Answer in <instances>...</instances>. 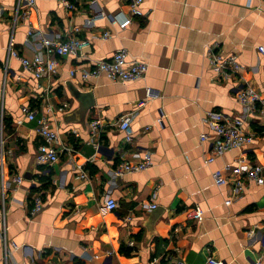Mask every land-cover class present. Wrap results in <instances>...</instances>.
<instances>
[{"label":"crops","instance_id":"0c3cea01","mask_svg":"<svg viewBox=\"0 0 264 264\" xmlns=\"http://www.w3.org/2000/svg\"><path fill=\"white\" fill-rule=\"evenodd\" d=\"M71 1L75 9L62 0H37L27 22L14 23L19 0H0V228L25 245L15 251L17 260L208 264L212 256L222 264H264V184L236 196L231 184L218 185L213 176L239 162L264 165V114L248 113L237 98L247 84L264 92V0H144L145 14L126 28L110 18L130 16V0ZM43 35L90 44L82 55L62 56L55 77L37 78L9 48L33 58L44 52ZM212 43L222 55L238 56L239 74L224 78L214 71L207 56ZM124 48L148 62L144 78L83 81L70 74ZM26 106L48 116L73 150L39 164L42 138ZM211 111L243 117L255 140L206 163L215 140ZM125 114H132L131 142L118 126ZM97 118L104 127L93 136L89 125ZM147 150L154 159L148 170L114 174L123 156L137 160ZM17 175L24 177L18 187ZM38 193L44 207L33 213ZM110 197L118 202L113 210L106 207ZM152 202L158 206L149 209ZM196 206L204 217L188 219L185 212ZM2 257L0 237V264H6Z\"/></svg>","mask_w":264,"mask_h":264},{"label":"built area","instance_id":"2783aa9c","mask_svg":"<svg viewBox=\"0 0 264 264\" xmlns=\"http://www.w3.org/2000/svg\"><path fill=\"white\" fill-rule=\"evenodd\" d=\"M95 1V0H92ZM62 2L69 8L75 9L76 5L71 0H62ZM144 0H130V16L117 15L111 17L113 24H118L121 28L128 27L133 22L134 16L144 15L143 9ZM23 5L22 10L20 9ZM37 5V0H19L17 11L14 15V23H17L21 18L27 22L31 11ZM33 27L30 26L29 35L34 34ZM104 37H110V32L104 33ZM44 52L36 54L33 58H28L19 53V51L11 44L9 48L10 56L21 60L23 67L33 73L37 78L55 77L59 72V63L62 56L77 57L83 54V50L89 46L88 39L79 37H70L67 40L55 41L42 36ZM260 51L264 52V46H260ZM207 56L211 67L214 71L224 78H232L239 74L242 70V64L236 54L224 56L217 50V44L212 43L207 47ZM149 64L144 59L134 58L130 56L127 49L118 50L110 59L100 60L93 64L90 68H73L70 70L72 76L80 73L83 81H89L92 78L106 76L113 82H127L144 78L148 72ZM238 100L245 106L248 113H255L259 111L264 114V92H260L253 85L247 84L240 88L237 92ZM142 104L144 102H141ZM27 117L35 120L37 123V131L42 142L39 145L37 153V162L39 164H52L60 160L61 154L64 152H71L73 149L70 145L65 144L60 136V133L55 129L48 116H38L34 109L24 107ZM209 117L212 126L215 130V140L213 154L206 159V163L214 161L215 155L224 153L225 151L240 147L242 145L250 144L255 140V135L247 133L244 129L245 119L243 117H229L221 111L209 112ZM161 121V120H160ZM159 121V122H160ZM119 128L125 133V140L131 142L134 139V131L132 129V114L123 115L118 121ZM104 121L97 118L90 122L89 128L96 136L103 131ZM203 139L207 134L202 135ZM94 144L99 147V143L94 141ZM139 159L130 160L123 156L115 169L114 174L123 177L130 173L148 170L154 164L153 153L149 150L140 154ZM82 178H87V171H81ZM216 184L225 185L231 184L233 194L238 196L243 193L252 183L264 184V165L252 164L245 165L239 162L236 165H227L224 168L217 169L213 172ZM17 187L23 183V175L14 177ZM5 189V184L2 183ZM158 189L155 190L157 194ZM5 197V196H4ZM232 199L226 201L230 204ZM118 202L114 198L106 199V207L110 210L115 209ZM146 206L149 209H154L158 206L156 202L148 203ZM44 207V199L41 193L34 196L33 213L39 212ZM188 219L201 220L204 217V210L200 206L188 209L185 212ZM0 237L2 239V259L6 264H32L30 261L19 262L15 256V251L24 248V244L17 241H11L8 238L6 229L0 228ZM134 241H130V245H134ZM208 264H222L212 256L208 258ZM46 264H57L54 261H48ZM152 264H166L164 260L154 259ZM256 264H262V260Z\"/></svg>","mask_w":264,"mask_h":264}]
</instances>
